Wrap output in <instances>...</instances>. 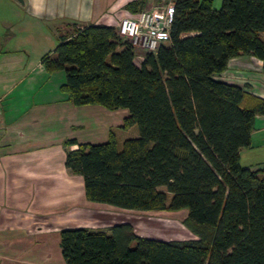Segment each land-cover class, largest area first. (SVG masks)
I'll list each match as a JSON object with an SVG mask.
<instances>
[{"label": "trees", "instance_id": "1", "mask_svg": "<svg viewBox=\"0 0 264 264\" xmlns=\"http://www.w3.org/2000/svg\"><path fill=\"white\" fill-rule=\"evenodd\" d=\"M134 9L133 8H136ZM142 2H131V14ZM264 0H176L167 44L136 51L115 28L88 25L61 36L41 58L63 71L59 90L74 106L125 109L120 145H63L87 201L132 211L186 210L196 239L138 236L129 223L107 230L62 228L64 264H264V164L242 166L264 99L219 79L229 60L250 56L264 74Z\"/></svg>", "mask_w": 264, "mask_h": 264}, {"label": "crops", "instance_id": "2", "mask_svg": "<svg viewBox=\"0 0 264 264\" xmlns=\"http://www.w3.org/2000/svg\"><path fill=\"white\" fill-rule=\"evenodd\" d=\"M23 1V5L6 1L14 15L2 27L9 26L10 31L22 24L19 32L33 38L32 48L11 44L12 31L0 36V264H52L53 257L56 264H64L59 231L82 227L74 225L77 213L83 219L85 204L98 203L86 200L82 177L65 167L63 143L67 139L104 143L110 129L123 130L128 111L72 105L59 90L64 72H47L41 58L53 52L61 36L72 35L74 26L115 28L120 19L132 15L127 4L138 1L141 9H154L162 1ZM32 49L36 52L31 58ZM239 59L245 61L239 63ZM250 63L260 70L258 79L247 66ZM220 76L264 99L261 61L250 56L233 58ZM250 138V148L239 152L240 164H264V116H256Z\"/></svg>", "mask_w": 264, "mask_h": 264}, {"label": "rangeland", "instance_id": "3", "mask_svg": "<svg viewBox=\"0 0 264 264\" xmlns=\"http://www.w3.org/2000/svg\"><path fill=\"white\" fill-rule=\"evenodd\" d=\"M6 1L7 0H0V36L4 37L9 34L12 35V33H14L15 35L12 38L13 40L11 41V44H14L16 45V47H18L17 45L23 43L32 48L31 44H33L34 42L33 38L22 37L19 32L18 27L21 28L22 24L13 27L12 29H10V31H7V28L9 26L2 27V25H4V22L7 21V19H11V17L14 15V11L7 6ZM213 2V8L218 9L220 7L221 0H213ZM259 36L264 41V32L260 33ZM34 52H36V50L32 49L30 52L31 58L33 57ZM137 53L139 54L141 52L138 51ZM141 60L142 59L135 57V62L137 64ZM243 60L245 61V59H239L238 62L241 63ZM252 61L254 62V60ZM247 66H250L249 69L255 71V73L258 74H255L254 77L257 78L260 76V70L255 64L250 63L247 64ZM220 77L221 76H219V79L223 81L224 78ZM110 130H115V132L117 133L118 140L122 138H132L138 135V130L136 126H133L127 130H117V127H113ZM83 208H85V210L81 212V215L83 214V219H80V213H77V215L74 214L77 217L74 222V225H79L89 230H107L115 224L129 223L133 226L135 233L141 237L154 238L163 241H184L196 239V236L192 234L191 231L184 224V220L186 218V210L174 212H143L122 210L105 204H85ZM68 213H71V211ZM52 264H56L54 257L52 258Z\"/></svg>", "mask_w": 264, "mask_h": 264}, {"label": "built area", "instance_id": "4", "mask_svg": "<svg viewBox=\"0 0 264 264\" xmlns=\"http://www.w3.org/2000/svg\"><path fill=\"white\" fill-rule=\"evenodd\" d=\"M158 8L139 11L123 17L115 27L116 34L127 40L142 59L143 53H155L160 45L167 44L176 0H161Z\"/></svg>", "mask_w": 264, "mask_h": 264}, {"label": "water", "instance_id": "5", "mask_svg": "<svg viewBox=\"0 0 264 264\" xmlns=\"http://www.w3.org/2000/svg\"><path fill=\"white\" fill-rule=\"evenodd\" d=\"M16 2H18L19 4L23 5L24 1L23 0H15Z\"/></svg>", "mask_w": 264, "mask_h": 264}]
</instances>
